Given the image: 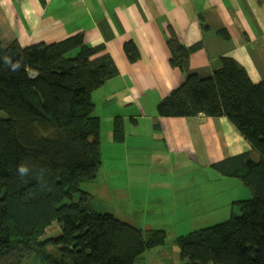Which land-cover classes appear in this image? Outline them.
Returning <instances> with one entry per match:
<instances>
[{
  "label": "trees",
  "instance_id": "trees-1",
  "mask_svg": "<svg viewBox=\"0 0 264 264\" xmlns=\"http://www.w3.org/2000/svg\"><path fill=\"white\" fill-rule=\"evenodd\" d=\"M168 47L170 64L186 78L158 105V115L227 118L252 148L213 164L251 191V199L237 202L244 214L179 237L181 256L186 264H264V81L255 84L228 57L201 78L190 67L201 44L184 46L171 33ZM124 51L131 63L141 59L132 41ZM6 56L19 66L5 64ZM118 75L105 48L89 45L82 33L26 47L0 39V264H24L34 252L48 264H137L147 249L165 244V231L95 212L81 189L103 163L93 94ZM22 163L44 169L45 188L36 173L17 176ZM54 225L59 235L46 238Z\"/></svg>",
  "mask_w": 264,
  "mask_h": 264
},
{
  "label": "crops",
  "instance_id": "crops-1",
  "mask_svg": "<svg viewBox=\"0 0 264 264\" xmlns=\"http://www.w3.org/2000/svg\"><path fill=\"white\" fill-rule=\"evenodd\" d=\"M80 33L89 45L104 47L119 71L93 94L101 134L105 124L111 145L124 157L123 162H112L117 168L109 169L112 179L118 177L129 153L149 159L158 168L168 165L159 170L164 171L159 176L163 183H150L155 191L151 194H160L164 202L167 194L153 189L173 191V197L180 192L187 196L193 189L189 180L180 182L181 174L173 177L178 170H188L181 167L186 162L208 174L204 188L213 176L227 177L213 164L252 151L227 118L204 114L166 118L158 115L157 108L186 78L170 64L171 33L184 46L202 45L190 57L191 72L199 77H211L221 59L228 57L246 70L252 82L264 81V0H0L4 45L13 41L23 47L53 44ZM129 41L140 51L136 63L124 51ZM97 105L109 112H97ZM142 163V168L148 166ZM150 173L152 169H123L121 187L116 189L121 192L127 184L142 189L140 184L150 181Z\"/></svg>",
  "mask_w": 264,
  "mask_h": 264
},
{
  "label": "rangeland",
  "instance_id": "rangeland-1",
  "mask_svg": "<svg viewBox=\"0 0 264 264\" xmlns=\"http://www.w3.org/2000/svg\"><path fill=\"white\" fill-rule=\"evenodd\" d=\"M105 109L103 106L99 109V105H97V112L99 110L103 112ZM105 112H109V110L107 109ZM111 140L112 136L110 134L107 138L106 125L104 124L100 145L103 163L98 170L96 179L84 182L81 189L91 194L92 208L95 212L111 214L136 228L141 227L144 231H165V244L147 249L139 257L137 264H181V261L186 263L177 245L179 237L224 223L233 214L242 216L244 212L237 201L252 198L251 191L239 178L213 176L211 183L203 188V183L206 182L205 178L208 174L200 168L194 169V166H198H192V163L186 162L181 167L188 166L186 168L188 170H178L173 177L176 178V174H181L180 182L189 180L188 187L193 189H190L187 196L180 192L178 197H173V191L169 193L166 189L164 191L153 189L158 190L159 193L167 194V196H163L165 199L163 202L160 194H151L155 191L150 190V183H153L154 186L163 183L160 178L163 177L164 171L159 170L165 169L168 165L164 168H158L157 165L153 166L149 159L145 160L139 155L129 153L124 167L120 170L121 172H117L119 173L118 177L112 179L113 172L111 173L109 169H117L112 162L114 164L118 160L123 162L124 157L122 150H118L111 145ZM142 161L148 163L146 168H142L144 167ZM123 169H152V173L147 177L150 178V181H142L140 184L142 189L127 184L128 188L119 192L117 189L121 187L119 182L121 181ZM132 180L134 181V178ZM77 199L78 197L75 196V200ZM59 233L60 229L57 225H54L47 230L46 238L56 237ZM54 250L51 246L47 248L50 253ZM24 264L48 263L44 262L42 256H39L37 252H34L24 261Z\"/></svg>",
  "mask_w": 264,
  "mask_h": 264
},
{
  "label": "clouds",
  "instance_id": "clouds-1",
  "mask_svg": "<svg viewBox=\"0 0 264 264\" xmlns=\"http://www.w3.org/2000/svg\"><path fill=\"white\" fill-rule=\"evenodd\" d=\"M4 63L12 67L13 69L17 68L19 66V62L13 63L11 57H5L4 58ZM17 176L20 177L21 179H24L26 177L31 176L33 173H36L37 179L41 181L40 187L41 189L46 187V182L44 181V169H39L37 170L35 165L29 166L27 164H20L17 166L16 169Z\"/></svg>",
  "mask_w": 264,
  "mask_h": 264
}]
</instances>
